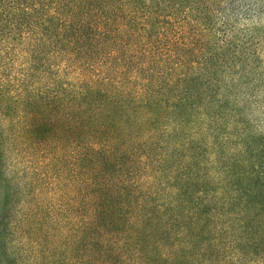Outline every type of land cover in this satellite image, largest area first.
Returning <instances> with one entry per match:
<instances>
[{
	"label": "trees",
	"instance_id": "16d2710c",
	"mask_svg": "<svg viewBox=\"0 0 264 264\" xmlns=\"http://www.w3.org/2000/svg\"><path fill=\"white\" fill-rule=\"evenodd\" d=\"M263 15L0 0V264H264Z\"/></svg>",
	"mask_w": 264,
	"mask_h": 264
},
{
	"label": "rangeland",
	"instance_id": "374dc122",
	"mask_svg": "<svg viewBox=\"0 0 264 264\" xmlns=\"http://www.w3.org/2000/svg\"><path fill=\"white\" fill-rule=\"evenodd\" d=\"M262 19H264V15L261 16ZM256 20V18L254 19ZM252 113H251V117L254 118V119H260V125H263L262 122H263V119H264V108L261 107V105H258V106H253L252 107Z\"/></svg>",
	"mask_w": 264,
	"mask_h": 264
}]
</instances>
